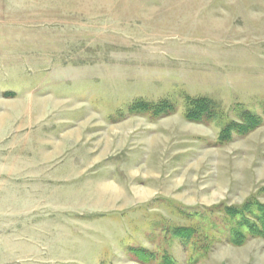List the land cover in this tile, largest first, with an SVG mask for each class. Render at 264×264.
<instances>
[{
    "label": "rangeland",
    "instance_id": "1",
    "mask_svg": "<svg viewBox=\"0 0 264 264\" xmlns=\"http://www.w3.org/2000/svg\"><path fill=\"white\" fill-rule=\"evenodd\" d=\"M185 96L263 113L264 0H0V264H264L263 239L165 231L264 188V125L216 146Z\"/></svg>",
    "mask_w": 264,
    "mask_h": 264
},
{
    "label": "trees",
    "instance_id": "2",
    "mask_svg": "<svg viewBox=\"0 0 264 264\" xmlns=\"http://www.w3.org/2000/svg\"><path fill=\"white\" fill-rule=\"evenodd\" d=\"M183 103V117L186 121L197 124L220 122L219 132L215 140L216 146L227 145L232 142L234 137H244L264 125V109L263 113L258 115L238 107L235 112V119H231L215 102L208 98L185 96ZM175 111V104L169 100H160L156 103L136 100L127 107V112L130 115H142L152 120L170 116ZM258 195L264 196V188L259 191ZM258 195L251 196L240 205L225 203L214 205L206 209V214L194 209H178L182 218L193 223L186 226H172L166 228L165 231L177 238L182 247L191 250L194 255L200 256L206 255L218 240L215 234L224 235L226 240L236 247L244 245L249 239L264 240V203L259 201ZM212 216H218L219 219ZM213 219L218 221L217 224H213ZM194 220L196 221L194 222ZM202 223L213 224L212 227H209V231L213 235L207 232V226L204 227ZM132 251L140 257L141 261L146 262L154 258L153 253L146 249L137 248L132 249ZM159 264L176 263L167 253H164Z\"/></svg>",
    "mask_w": 264,
    "mask_h": 264
}]
</instances>
